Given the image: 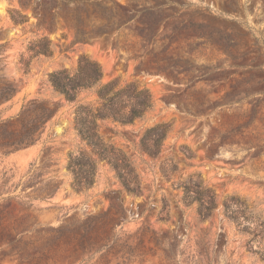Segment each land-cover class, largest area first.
Here are the masks:
<instances>
[{
	"label": "rangeland",
	"instance_id": "rangeland-1",
	"mask_svg": "<svg viewBox=\"0 0 264 264\" xmlns=\"http://www.w3.org/2000/svg\"><path fill=\"white\" fill-rule=\"evenodd\" d=\"M76 12L98 15L103 29L78 42L70 22ZM13 15L27 20L16 23ZM44 38L52 55L32 58L31 45ZM82 55L100 63L102 84L135 83L153 96L142 120L100 122V135L133 162L140 195L127 192L75 128L76 104H98L96 88L69 102L49 82L53 71H75ZM22 58L31 59L28 73ZM0 59L17 86L0 118L36 98L57 108L35 145L0 153V231L5 217L16 216L27 217L30 229L16 246L9 240L18 228L5 230L0 264H40L48 252L43 264H264L250 231L224 207L236 196L264 219V0H0ZM158 124L170 129L159 156L151 157L140 140ZM81 153L97 163V174L91 187L77 190L69 163ZM165 162L178 166L170 178ZM190 178L216 194L205 220L197 202L183 201L181 185ZM164 201L169 220L159 219ZM111 207L109 238L84 247L85 222Z\"/></svg>",
	"mask_w": 264,
	"mask_h": 264
},
{
	"label": "trees",
	"instance_id": "trees-1",
	"mask_svg": "<svg viewBox=\"0 0 264 264\" xmlns=\"http://www.w3.org/2000/svg\"><path fill=\"white\" fill-rule=\"evenodd\" d=\"M64 1L68 2L71 0ZM12 18L16 23H24L27 20L25 16L21 15H13ZM132 19L130 18V20ZM130 20L124 22V24ZM70 22L76 31V40L78 42L89 40V34L92 31H101L103 29V22L99 20L98 15L92 12L85 15L76 12V14L71 16ZM123 25H118L116 29L120 30ZM35 47H37L36 54ZM30 48L33 52L32 58L39 54L52 55L53 52L51 42L47 41V39L40 41L37 45L34 43ZM21 62L24 72L28 73L31 59L22 58ZM2 69L0 67V107L10 101L17 92L15 82L8 80ZM102 76L103 71L100 63L87 55H82L75 71H69L66 68L53 71L49 75V82L54 90L64 95L69 102H77L78 96L83 90L96 88L98 104H76L74 110L75 128L81 138L92 147L96 154L112 165L127 192L140 195L142 186L133 162L127 154L117 149L112 143L107 142L100 135V122L112 120L126 125L133 124L136 120H142L154 106L153 96L149 89L140 88L135 83L127 84L122 88H119L114 82L102 84ZM56 112L57 108L53 103L36 98L24 104L16 115L0 118V153L4 156H9L35 145L41 139L48 122L54 117ZM169 129L170 127L167 124H158L148 128L140 140L141 149L151 157L159 156ZM161 168L167 178H170L178 170L177 164L173 162H165ZM69 169L73 173V186L75 189L83 190L94 184L97 174V163L84 153L71 157ZM181 187L184 189V203L190 205L197 202V211L201 220L211 217L217 206L215 192L207 187L200 178H190ZM224 207L230 218L235 220L238 225H242L243 230L250 231L252 235L250 239L251 248L264 258V219L261 220L259 216L255 215L253 209L246 201L236 196L226 199ZM115 217L116 212L114 207H111L100 217L89 218L85 222L82 245L87 248L96 244L100 239L109 238L108 235L113 230L111 223L113 224ZM170 218V205L164 201L159 213V219L169 220ZM26 219L27 217L25 216H16L12 220H8L5 217L0 237L6 239L5 230L12 232L15 228H18L9 243L13 246L20 245L28 238V233L30 232V229L24 225ZM101 222L106 229L99 231ZM33 225L30 224L29 227H33ZM64 234L69 238L71 237L66 232ZM255 243H257L256 247ZM48 259L49 252L42 253L39 257L40 264H43L42 261Z\"/></svg>",
	"mask_w": 264,
	"mask_h": 264
}]
</instances>
